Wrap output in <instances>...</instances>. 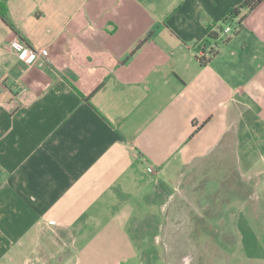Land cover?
<instances>
[{
	"label": "crops",
	"instance_id": "0c3cea01",
	"mask_svg": "<svg viewBox=\"0 0 264 264\" xmlns=\"http://www.w3.org/2000/svg\"><path fill=\"white\" fill-rule=\"evenodd\" d=\"M243 1L0 0V264L147 256L133 240L159 228L148 209L175 173L169 255L184 237L248 258L239 224L264 192V0L209 40L205 65L195 51ZM13 37L48 56L24 63L4 47Z\"/></svg>",
	"mask_w": 264,
	"mask_h": 264
},
{
	"label": "rangeland",
	"instance_id": "374dc122",
	"mask_svg": "<svg viewBox=\"0 0 264 264\" xmlns=\"http://www.w3.org/2000/svg\"><path fill=\"white\" fill-rule=\"evenodd\" d=\"M264 147V146H263ZM243 155V154H242ZM171 176L169 178L170 183L166 184L164 193L159 197L154 206L149 207V211L155 214L156 220L160 221L158 229L154 225L149 224L147 232L144 235L142 241L133 240V243H137L138 246L142 244L144 247L149 248L147 251L149 254L147 256L141 257L140 255L134 256L128 263L124 264H264V192L256 193L262 197L261 205L259 201H250L246 203L244 208L243 216L244 218L240 221H244L239 224V231L241 233L242 240L244 239L245 253L237 251V248L227 249L222 243H217L214 247L210 248V241H204L203 246L206 244L208 248L202 250L197 244L194 245V240L183 239L182 237L178 241L172 242V247L178 248L180 245V254H170L167 248L168 240V230L167 228H172L173 225L170 223L172 219L173 206L180 202L182 193L178 192V189L174 188L177 185V178ZM196 181L198 183L197 194L201 197L202 203L204 202L205 196V176L202 173H198L196 176ZM189 194V193H187ZM251 196L250 191H244L245 196ZM203 212V209H202ZM253 217V218H252ZM174 222V221H173ZM178 230L184 233L186 226L184 224H177ZM182 228V229H179ZM220 233V231H219ZM253 233V234H252ZM215 234V233H214ZM217 235V233H216ZM261 238L257 240L258 238ZM227 242L232 243L235 236L232 232H228V235L224 237ZM253 242L255 245H253ZM201 244V243H200ZM197 247L198 249H196ZM232 248L234 246H231ZM230 247V248H231ZM144 261V262H142Z\"/></svg>",
	"mask_w": 264,
	"mask_h": 264
},
{
	"label": "trees",
	"instance_id": "16d2710c",
	"mask_svg": "<svg viewBox=\"0 0 264 264\" xmlns=\"http://www.w3.org/2000/svg\"><path fill=\"white\" fill-rule=\"evenodd\" d=\"M262 0H244L239 5L229 8L222 18L220 24L214 25L208 31V36L202 44H198L195 47V51L202 52L197 55L198 61L201 65H205L210 61L212 56L216 53L214 45H210L211 39L218 37L222 27L235 23L234 32H236L241 26L242 19L252 11ZM3 4L0 2V16L3 17ZM227 40V39H226Z\"/></svg>",
	"mask_w": 264,
	"mask_h": 264
},
{
	"label": "built area",
	"instance_id": "2783aa9c",
	"mask_svg": "<svg viewBox=\"0 0 264 264\" xmlns=\"http://www.w3.org/2000/svg\"><path fill=\"white\" fill-rule=\"evenodd\" d=\"M224 31H231V26L226 25ZM4 47L16 51L19 54L20 59L26 64L37 63L42 57H46L49 54L47 47L31 48L18 37H13L4 45ZM149 170L151 171V168H149Z\"/></svg>",
	"mask_w": 264,
	"mask_h": 264
}]
</instances>
